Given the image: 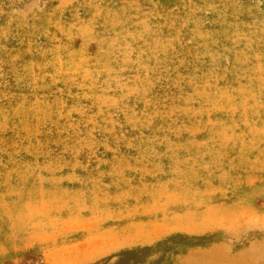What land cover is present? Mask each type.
<instances>
[{
  "label": "rangeland",
  "instance_id": "374dc122",
  "mask_svg": "<svg viewBox=\"0 0 264 264\" xmlns=\"http://www.w3.org/2000/svg\"><path fill=\"white\" fill-rule=\"evenodd\" d=\"M0 264H264V0H0Z\"/></svg>",
  "mask_w": 264,
  "mask_h": 264
}]
</instances>
